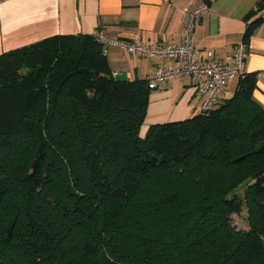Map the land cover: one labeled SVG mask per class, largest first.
I'll list each match as a JSON object with an SVG mask.
<instances>
[{
	"label": "trees",
	"instance_id": "1",
	"mask_svg": "<svg viewBox=\"0 0 264 264\" xmlns=\"http://www.w3.org/2000/svg\"><path fill=\"white\" fill-rule=\"evenodd\" d=\"M256 88L245 73L211 109L141 135L151 90L115 77L94 34L1 53L0 264H264Z\"/></svg>",
	"mask_w": 264,
	"mask_h": 264
},
{
	"label": "crops",
	"instance_id": "2",
	"mask_svg": "<svg viewBox=\"0 0 264 264\" xmlns=\"http://www.w3.org/2000/svg\"><path fill=\"white\" fill-rule=\"evenodd\" d=\"M264 0H0V54L53 35H92L139 42L147 46L181 44L183 9L201 3L209 9L194 27L191 43L196 58L207 52L226 61L235 44L244 42L245 17ZM261 18L248 41L244 72L257 74L254 99L264 107V9L250 20ZM249 20V21H250ZM102 50V48H101ZM112 74L119 79H145L158 65L172 66L173 59H148L120 48L102 50ZM238 78H231L222 99L230 97ZM197 79L180 77L151 90L144 135L157 123L182 120L200 112Z\"/></svg>",
	"mask_w": 264,
	"mask_h": 264
},
{
	"label": "built area",
	"instance_id": "3",
	"mask_svg": "<svg viewBox=\"0 0 264 264\" xmlns=\"http://www.w3.org/2000/svg\"><path fill=\"white\" fill-rule=\"evenodd\" d=\"M209 9V5L201 3L195 7L183 9L184 29L181 44H163L147 46L139 42L116 39L95 32L94 36L101 44L103 51L108 48H120L128 53L148 59H173L179 63L172 66L158 65L146 77L150 90L156 89L170 79L192 77L197 79L196 94L200 98V111H207L218 104L224 95L227 82L231 78L244 76V64L247 47L244 42L235 44L226 61L214 59L207 52L202 59L196 58V51L191 43L194 27L201 16Z\"/></svg>",
	"mask_w": 264,
	"mask_h": 264
},
{
	"label": "rangeland",
	"instance_id": "4",
	"mask_svg": "<svg viewBox=\"0 0 264 264\" xmlns=\"http://www.w3.org/2000/svg\"><path fill=\"white\" fill-rule=\"evenodd\" d=\"M232 224L237 228V229H248V223H247V213L246 209L243 208L241 213L236 215L232 214Z\"/></svg>",
	"mask_w": 264,
	"mask_h": 264
}]
</instances>
